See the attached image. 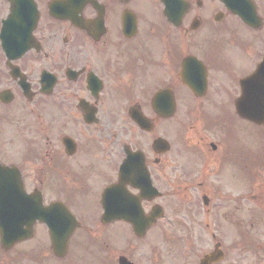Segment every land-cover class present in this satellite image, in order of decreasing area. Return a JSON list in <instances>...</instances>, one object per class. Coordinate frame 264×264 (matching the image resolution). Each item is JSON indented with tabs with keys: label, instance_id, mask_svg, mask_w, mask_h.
<instances>
[{
	"label": "flooded vegetation",
	"instance_id": "obj_1",
	"mask_svg": "<svg viewBox=\"0 0 264 264\" xmlns=\"http://www.w3.org/2000/svg\"><path fill=\"white\" fill-rule=\"evenodd\" d=\"M13 12L0 264H264V0H0V32Z\"/></svg>",
	"mask_w": 264,
	"mask_h": 264
},
{
	"label": "rangeland",
	"instance_id": "obj_2",
	"mask_svg": "<svg viewBox=\"0 0 264 264\" xmlns=\"http://www.w3.org/2000/svg\"><path fill=\"white\" fill-rule=\"evenodd\" d=\"M161 262H164V264H183V258L179 259L178 256L167 253L164 255L163 259H161ZM63 264H68V259H65Z\"/></svg>",
	"mask_w": 264,
	"mask_h": 264
},
{
	"label": "water",
	"instance_id": "obj_3",
	"mask_svg": "<svg viewBox=\"0 0 264 264\" xmlns=\"http://www.w3.org/2000/svg\"><path fill=\"white\" fill-rule=\"evenodd\" d=\"M8 22H10V21H6V25H7V23ZM8 42V41H7ZM3 48H4V50H5V52L8 54V43H6L4 40H3ZM15 239V238H14ZM11 240H13V237H11ZM12 242V241H11ZM57 254H59V253H57Z\"/></svg>",
	"mask_w": 264,
	"mask_h": 264
}]
</instances>
